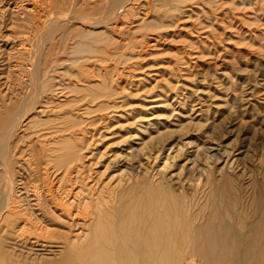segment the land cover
<instances>
[{"label":"rangeland","instance_id":"obj_1","mask_svg":"<svg viewBox=\"0 0 264 264\" xmlns=\"http://www.w3.org/2000/svg\"><path fill=\"white\" fill-rule=\"evenodd\" d=\"M34 1L0 0V136L32 93L28 77L34 71L30 58L34 48L39 44L40 55L45 54L40 62L59 57L48 71L54 87L44 89L32 106L35 110L38 104L44 106L45 113L35 117V110L29 112L27 118L35 122L12 153L23 212L17 224L3 230L0 226V264H107L90 256L98 253L94 243L111 238V227L128 220L129 214L132 224L145 211L142 218L151 221L152 213L157 214L156 201L174 212L170 210L176 219L172 222L177 229L181 226L188 240L199 241L202 225L218 227L219 218L227 219L226 229L218 235L227 242L219 250L225 256L223 264H254L244 263L245 250L234 246L236 239L248 237L240 227L256 218L249 205L264 189V0H134L137 9L124 19L125 25L101 45V40L91 41L93 51L81 55L77 64L69 59H74L72 48L83 38L72 25L80 31L89 26L72 19L76 13L68 8L69 0L57 5L36 0L35 7ZM40 15H50L49 21L59 18L69 27L64 37V33L56 37L57 44L56 39L43 38L49 21ZM46 39L54 45L48 41L45 47ZM66 86L73 90L63 91ZM47 95L53 99L50 104L43 103ZM77 153L82 157L78 162L71 158L65 163ZM50 156L63 160L50 165L48 181L45 166L40 171L37 166ZM73 167L80 174L75 171L66 178L65 171ZM99 198L111 203L100 221L95 219L98 208H91ZM137 204L142 206L136 209ZM185 204L190 207L186 214ZM166 208L159 213L168 220ZM28 216L34 226L20 230L17 225ZM180 247L159 252L179 255L180 264H205L194 258L196 246Z\"/></svg>","mask_w":264,"mask_h":264},{"label":"bare ground","instance_id":"obj_2","mask_svg":"<svg viewBox=\"0 0 264 264\" xmlns=\"http://www.w3.org/2000/svg\"><path fill=\"white\" fill-rule=\"evenodd\" d=\"M32 1V0H31ZM36 1V0H35ZM34 1V7L36 6L35 4L38 3V0L35 3ZM46 1V0H45ZM51 1V0H50ZM61 1L64 2V0H52L51 3H55V5H57V2ZM134 0H69L68 2V8L75 11L76 15L75 18L73 17L72 19H76L78 21L76 22H82L86 25L89 26L90 30H83L84 31H80L81 28H77L74 24V26L76 28L73 27V29H78L76 30V32L80 33V38H83L82 42H78L75 43V47L72 48V55H75L74 59H69L70 62H72V64H77L80 62L81 55L85 54L87 52H91L93 51L91 48L90 42L93 40H101V43L99 45L102 44V41L104 42L105 37L107 36V39H109V35L110 34H116L119 30V28H121L124 24V19L125 18H130L133 15V11L134 10V4H133ZM163 1V0H160ZM171 1V0H170ZM176 2L178 0H172V2ZM196 1V0H195ZM40 2V0H39ZM48 3H50L49 1H47ZM168 2V1H167ZM191 2V1H188ZM193 2V1H192ZM205 2V1H204ZM255 2V1H254ZM46 3V2H44ZM48 3H46L48 5ZM155 4V2H153ZM158 3V2H156ZM165 2H163L162 4L164 5ZM195 3V2H193ZM201 3V2H200ZM218 3V2H217ZM80 4H82L80 6ZM149 4V3H148ZM147 4V5H148ZM166 4V3H165ZM176 4V3H175ZM174 4V5H175ZM187 4V3H186ZM185 4V5H186ZM32 5V4H31ZM42 5V4H39ZM64 5V3H63ZM66 5V4H65ZM150 5V4H149ZM168 6H170L169 4H167ZM33 6V5H32ZM43 6V5H42ZM54 6V5H53ZM159 6V5H158ZM172 6V5H171ZM177 6V5H176ZM46 7V5H45ZM180 7V6H179ZM38 8V6H37ZM36 8V9H37ZM41 8V6H40ZM35 9V10H36ZM39 9V8H38ZM37 9V10H38ZM44 9V8H41ZM40 9V10H41ZM50 9V6L48 8V10ZM62 9V7H61ZM69 9H68V13H69ZM141 9V8H140ZM32 10V9H31ZM45 10V9H44ZM33 11V10H32ZM36 12V11H35ZM39 12V11H37ZM42 12V10H41ZM49 12V11H48ZM60 12V11H59ZM71 12V11H70ZM149 12V11H148ZM187 12V11H186ZM32 13V12H31ZM43 13V12H42ZM65 13V14H68ZM74 13V12H73ZM146 13V12H145ZM167 13V12H166ZM38 14V13H36ZM40 14V13H39ZM38 14V15H39ZM50 14V13H49ZM55 14V13H54ZM57 14V13H56ZM55 14V15H56ZM60 15L63 14L62 11L61 13H59ZM64 14V15H65ZM72 14V13H71ZM69 14V15H71ZM175 14V13H174ZM35 15V14H34ZM44 15V14H43ZM58 15V14H57ZM73 15V14H72ZM168 15V14H167ZM169 15H170V9H169ZM41 16V15H40ZM53 16V14L51 15V17ZM59 16V15H58ZM136 16V15H135ZM140 16V15H139ZM161 16V15H160ZM164 16V15H163ZM22 17V16H21ZM37 17V16H36ZM43 17V16H41ZM60 16V21L61 20ZM68 17V16H67ZM65 17V18H67ZM148 17V15H147ZM166 16H164L165 18ZM174 17V15H173ZM50 18V15H49ZM49 18H44L48 20ZM71 18V17H70ZM143 18V16H142ZM155 18V17H154ZM154 18H152L154 20ZM160 18V17H158ZM163 18V19H164ZM39 19V18H38ZM42 19V20H43ZM51 19V18H50ZM63 19V17H62ZM71 21H74L72 20ZM151 19V17L149 18V20ZM162 19V21H163ZM169 19V18H168ZM41 20V19H40ZM45 20V21H46ZM67 22H69V19ZM49 21V20H48ZM142 21V20H141ZM145 21V20H144ZM156 21V20H155ZM170 21V20H169ZM38 22V20H37ZM42 22V21H41ZM63 22V21H62ZM66 22V23H67ZM75 22V21H74ZM140 22V20H139ZM147 22V21H146ZM44 23V21H43ZM64 23V22H63ZM73 23V22H72ZM71 23V24H72ZM78 24V23H77ZM80 24V23H79ZM160 24V23H159ZM165 24V23H164ZM44 32L43 33V38L47 37L50 41L51 39H53V41L56 39V37H58L59 34H63L62 36L64 37L65 33L68 32L67 29H69V27H67L65 24H62L61 22H59V18H53V20L47 22L46 24H44ZM83 25V24H81ZM145 25V24H144ZM143 25V27H144ZM167 25V23H166ZM30 26V25H29ZM41 26V23H40ZM43 26V25H42ZM41 26V27H42ZM84 26V25H83ZM82 26V27H83ZM140 26V25H139ZM85 27V26H84ZM125 27V26H124ZM142 27V28H143ZM141 28V26H140ZM80 29V30H79ZM160 29V28H159ZM74 30V31H75ZM71 31V30H70ZM73 31V32H74ZM40 32V33H41ZM75 33V32H74ZM69 34V33H68ZM67 34V36H68ZM72 35V34H71ZM77 35V34H76ZM118 35V34H117ZM42 36V35H41ZM40 36V38H42ZM61 36V35H59ZM79 36V35H78ZM111 36V35H110ZM38 37V36H37ZM39 38V37H38ZM42 38V40H44ZM73 38L77 39L76 37L73 36ZM79 38V39H80ZM58 39V38H57ZM56 41V44L58 43ZM38 40V39H36ZM35 40V41H36ZM41 39H39L38 41H42ZM47 40V39H46ZM47 40V44L48 41ZM71 40V39H70ZM78 40V39H77ZM76 40V41H77ZM49 41V43H50ZM60 41V40H59ZM69 41V40H68ZM105 42L106 39H105ZM122 42V41H121ZM44 43V41H43ZM46 43V42H45ZM53 42H51L50 44L52 45ZM60 43V42H59ZM38 44V43H37ZM36 44V45H37ZM49 46V44L47 45ZM93 44V43H92ZM33 45V44H32ZM54 45V43H53ZM52 45V46H53ZM59 45V44H58ZM57 45V46H58ZM74 45V43H73ZM72 45V46H73ZM39 46V44H38ZM37 46V47H38ZM56 46V47H57ZM90 46V47H89ZM96 46V45H94ZM93 46V47H94ZM98 46V44H97ZM96 46V47H97ZM36 49L34 52L32 51L33 55L31 58V61L33 63L34 66V71L33 69L31 70V78H29V80L31 79V85H32V93L30 95H27L28 98L25 100L22 110L20 112L17 113L14 116H12V119L9 120L8 127H6V131L4 132L3 135L0 136V226H2V230L3 229H7L10 226V223H14L17 224L18 221H15L18 219V217L22 214V210H21V201H19V197L17 196V187H15V180L13 177V168L14 165L16 164V161H14V158L12 157V153H14L16 150H18L19 148V143L23 140V136L22 133L26 130V128H29L31 125L34 124V119L32 117L33 120L28 119V114L29 112L33 109V104L35 105L36 102L39 101L41 94L43 93L44 89H49L53 88L54 85L50 82V80L48 79V71L51 69V66L54 64V62L56 60H58L59 57H57L55 60H53V62L51 63L49 60H45L43 62H40V57L42 55H40L39 53V49ZM44 47V46H43ZM51 47V46H50ZM67 48V47H66ZM42 49V47H41ZM54 49V48H52ZM56 49V48H55ZM50 50V48L48 49ZM59 50V49H58ZM100 50V49H99ZM111 50V49H110ZM24 51V49H23ZM46 51V50H44ZM63 51V50H62ZM66 51V50H65ZM29 52V51H28ZM47 52V51H46ZM52 51H49L50 55L55 54L50 53ZM98 52V51H97ZM45 53V52H44ZM58 53V52H57ZM56 53V54H57ZM55 54V55H56ZM70 54V53H69ZM45 55V54H44ZM43 55V56H44ZM48 55V54H47ZM54 55V56H55ZM84 55V56H85ZM42 56V57H43ZM48 57V56H46ZM45 57V58H46ZM51 57V56H50ZM53 57V56H52ZM51 57V58H52ZM71 57V56H70ZM92 57V56H91ZM28 58V59H30ZM50 58V59H51ZM54 58V57H53ZM89 58V57H87ZM43 59V58H42ZM93 59V57H92ZM89 59V60H92ZM82 61V60H81ZM29 64H32L29 60L28 62ZM56 64V63H55ZM71 64V63H70ZM29 66V65H28ZM71 66V65H70ZM75 66V65H74ZM72 65L71 68L74 67ZM31 67V66H30ZM79 66H77L78 68ZM81 67V66H80ZM84 67V65H83ZM53 68V67H52ZM56 69V68H55ZM74 69V68H73ZM54 70V68H53ZM51 70V72L53 71ZM58 70V69H57ZM115 70V69H114ZM55 71V70H54ZM50 72V73H51ZM57 72V71H55ZM29 73V72H28ZM104 73V72H103ZM27 74V73H26ZM27 76V75H26ZM29 76V75H28ZM23 77V76H22ZM60 78V77H59ZM27 79V78H26ZM57 79V78H56ZM54 79V80H56ZM23 80V79H22ZM59 81V80H57ZM66 82V81H65ZM30 82H28L29 84ZM57 83V82H56ZM63 83V82H62ZM23 84V81H22ZM60 86H64L63 84H57ZM59 86V87H60ZM68 86V85H67ZM64 89L63 91H67L70 90L72 91L73 88L71 89ZM70 87H73L71 85H69ZM78 86V85H77ZM58 87V86H57ZM68 87V88H70ZM105 87V86H104ZM14 88V87H13ZM25 88V87H24ZM62 88V87H61ZM79 88V87H78ZM28 89V88H27ZM77 89V88H75ZM12 90V89H11ZM29 90V89H28ZM25 91V90H24ZM55 91V90H54ZM75 91V90H74ZM59 92V91H58ZM28 93V91H27ZM94 93V92H93ZM8 94V93H7ZM29 94V93H28ZM26 95V94H25ZM98 96H100L99 94H97ZM96 95V96H97ZM49 95H47L48 97ZM95 96V97H96ZM57 97V96H56ZM55 97V98H56ZM94 97V96H93ZM24 98V97H23ZM26 98V96H25ZM24 98V99H25ZM61 98V97H60ZM57 99V98H56ZM14 100V98H13ZM51 98L48 97L46 98V101L43 102L44 104H50ZM53 100V99H52ZM51 100V101H52ZM18 101V99H17ZM23 102V100H22ZM21 102V103H22ZM54 102V101H53ZM57 102V101H55ZM40 103V102H39ZM60 103V102H58ZM20 104V103H19ZM61 104V103H60ZM39 107V108H38ZM7 108V107H6ZM36 108V107H35ZM10 109V108H9ZM12 109V108H11ZM44 106H40L39 104L37 105V109H33L35 110V117H40V115H42L43 113H45L44 111ZM93 109V108H92ZM18 110V109H17ZM19 111V110H18ZM48 111V110H47ZM6 112V111H5ZM83 112V111H82ZM2 114V113H1ZM7 114V113H6ZM10 114V113H9ZM33 114V115H35ZM12 115V114H10ZM31 115V114H30ZM29 115V116H30ZM69 115V114H68ZM81 118V117H80ZM7 120V117L5 118ZM76 119V118H75ZM70 127V126H69ZM67 128H64V130ZM63 130V129H62ZM82 132V131H81ZM24 134V133H23ZM91 139V138H90ZM43 143V142H42ZM70 145V142H66V145ZM79 148V147H78ZM67 149V148H66ZM210 150V149H209ZM42 151V150H41ZM197 153V152H196ZM211 153V152H210ZM40 155V154H39ZM45 155V154H43ZM217 155V154H216ZM225 155V154H223ZM228 156V155H227ZM216 157V156H215ZM229 157V156H228ZM32 158V157H31ZM71 158H75V161L78 162V160H80L82 157L77 153L76 155H73L72 157H66V162L67 163L69 159ZM195 159V158H193ZM209 159V158H208ZM55 158L54 157H48L47 161L42 160V162L40 163V165L37 166V168L39 169V171L41 170V166L43 164V171H44V176L45 179L48 178L49 173L51 174V168L50 165L51 164H55ZM59 160H63V157H60L56 160V166L58 165L57 162ZM230 160V159H229ZM233 160V159H232ZM231 161V160H230ZM21 162V161H20ZM30 163V162H29ZM28 163V164H29ZM76 164V163H75ZM224 164V163H223ZM231 164V163H230ZM229 164V165H230ZM233 164V162H232ZM30 165V164H29ZM73 165V163L71 164ZM228 165V164H227ZM234 165V164H233ZM23 166V165H22ZM221 166V165H220ZM224 166V165H223ZM232 166V165H231ZM31 167V165H30ZM77 167V166H75ZM27 168V167H26ZM79 168V167H78ZM223 168V167H222ZM232 168V167H231ZM230 168V169H231ZM221 169V168H220ZM226 169V168H225ZM29 170V169H28ZM80 170V169H79ZM16 171V170H15ZM27 171V170H26ZM76 170L73 168H68L65 171V177L69 178L70 176H72ZM31 172V171H30ZM222 172V171H221ZM225 172V171H224ZM28 173V172H27ZM32 173V172H31ZM78 173V172H77ZM80 174V173H78ZM125 174V173H124ZM24 175V174H23ZM29 175V174H28ZM33 175V173H32ZM221 175V174H220ZM74 176V175H73ZM77 176V175H76ZM222 176V175H221ZM224 176V174H223ZM29 177V176H27ZM81 177V176H80ZM161 177V175H160ZM21 178V177H20ZM22 178H25L22 176ZM50 178V176H49ZM162 178V177H161ZM236 178V177H235ZM64 178L61 179V181H63ZM70 179V178H69ZM68 179V180H69ZM75 180L74 178H71V180ZM79 179V178H78ZM82 179V178H81ZM27 180V178L25 179ZM25 180H23L24 182H26ZM48 180V179H47ZM57 180V179H56ZM67 179H65L66 181ZM165 180V179H164ZM22 181V180H21ZM49 181V180H48ZM70 181V180H69ZM67 181V182H69ZM103 181V180H102ZM154 181V180H152ZM23 182V183H24ZM33 182V181H32ZM64 182V181H63ZM62 182V183H63ZM75 182V181H74ZM82 182V181H81ZM149 182V181H148ZM49 183V182H48ZM61 183V182H60ZM77 183V182H76ZM80 183V182H79ZM159 183V182H157ZM212 183V182H211ZM239 183V182H238ZM257 183V182H256ZM67 184V183H66ZM258 184V183H257ZM144 185V184H143ZM23 186V184H22ZM40 186V185H39ZM50 186V185H49ZM53 186V185H51ZM67 186V185H66ZM146 187V184L144 185ZM240 186V185H238ZM260 187V186H259ZM138 188V187H137ZM215 188V187H214ZM240 188V187H239ZM49 189V188H48ZM144 191V188H142ZM159 189L160 190H166L165 188H163L162 186L159 185ZM218 189V187H217ZM262 189V188H261ZM51 190V189H50ZM55 190V189H54ZM59 189H57L58 191ZM63 191V189H61ZM65 190V189H64ZM70 190V189H69ZM68 189L66 191H69ZM155 190V189H154ZM208 190V188H207ZM23 191V190H22ZM55 191V193L57 192ZM65 192L67 197V193ZM170 191H172L170 189ZM240 191V190H239ZM28 192V191H27ZM30 192V191H29ZM42 192V191H41ZM59 192V191H58ZM138 192V191H137ZM173 192V191H172ZM171 192V193H172ZM238 192V191H237ZM241 192V191H240ZM46 193V191H45ZM61 193V192H60ZM73 193V191H72ZM35 194V193H34ZM49 194V192L47 193V195ZM69 194V192H68ZM71 194V193H70ZM135 194V193H134ZM142 194V193H141ZM155 194V193H154ZM209 194V193H208ZM242 194V193H241ZM243 194H245V192H243ZM242 194V195H243ZM151 195H153L151 193ZM206 195V194H205ZM218 195V193H217ZM230 195V194H229ZM233 195V194H232ZM241 195V197H243ZM246 195V194H245ZM57 196V195H56ZM138 196V194H137ZM149 196V194L147 195ZM156 196V195H155ZM219 196V195H218ZM237 196V195H236ZM46 197V196H45ZM58 197V196H57ZM64 197V198H65ZM73 197V195H72ZM134 197V195L132 196ZM145 197V195L143 196ZM151 197V196H149ZM148 197V198H149ZM154 197V196H152ZM168 197V196H167ZM44 198V197H43ZM49 198V196H48ZM69 198V195H68ZM68 198H65L68 200ZM75 198V197H74ZM156 198V197H155ZM42 199V198H41ZM58 199V198H57ZM63 198H60V201ZM140 199V197H139ZM143 199V198H142ZM167 199V198H166ZM197 199V197H196ZM243 198H241L242 201ZM49 200V199H48ZM50 200L52 202V196H50ZM64 200V199H63ZM146 200V199H145ZM210 200V199H209ZM240 200V198H239ZM245 200V199H244ZM243 200V201H244ZM38 201V200H37ZM55 201V200H54ZM66 201V200H65ZM139 201V200H138ZM147 202L149 201L148 199L146 200ZM152 201V200H151ZM155 201V200H154ZM219 201V199H218ZM217 201V202H218ZM24 203V201H22ZM47 202V201H46ZM59 201H57L56 203L58 204ZM62 202V201H61ZM67 202V201H66ZM126 202V201H125ZM130 202V201H128ZM142 204L144 203L143 200L141 201ZM22 205H25L23 204ZM29 202H27L28 204ZM48 203V202H47ZM73 203V202H72ZM123 203V202H122ZM136 203V202H135ZM150 203V202H148ZM208 203V202H207ZM224 203V202H223ZM35 204V203H34ZM42 204V203H40ZM46 204V203H45ZM67 204V203H65ZM110 201L105 199L102 201L101 198L98 199V201L95 203V206H92L91 208H98V213L95 215L96 218L99 221L105 219V215L104 212H107V206L110 205ZM138 204H140V202H138ZM137 204V205H138ZM142 204L140 206H142ZM154 207L157 211V214H155L153 216L154 213L150 212L151 210H149L147 213H152V216H150V219L152 218V220H146L145 218L143 219V215L146 213V211L144 213H142V215L140 217H138L136 219V221H134V225L132 224V221H130V214L127 215L128 216V220L125 221H120L117 225H114L111 227V238H106L105 240L103 239L101 242L100 241H96L94 243V247L97 248L96 250L98 251V253L94 252L93 254H91L90 256L94 259V260H99V261H103L106 260L108 263L107 264H180V260L181 257L177 254H164L161 253L159 251H163L165 249H169L171 250L174 247H178L181 246L180 248L183 247H187L189 245L191 246H196L197 250L194 254V258L197 259H201L203 262H205V264H223L225 262V256L219 252L220 249L224 248L227 246V242L226 239H220V237L218 236L223 230L226 229V224H227V219H218V217L216 219H218V227L212 226V223H206L204 225H202L201 227L198 228V233L200 235L199 241L196 242L194 240H188L186 238L185 233H183V229H181V226L179 229H177V224L176 222H172V220H176V219H172L171 212L169 209V207L166 208V204H163L162 202L159 203V201H156ZM170 204V203H169ZM218 203H216L217 205ZM32 204H30L31 206ZM51 205V204H50ZM60 205V204H59ZM92 205V204H91ZM126 205V204H125ZM144 205V204H143ZM153 205V202H152ZM209 205V204H208ZM27 206V205H26ZM34 206V205H33ZM32 206V207H33ZM67 206V205H66ZM71 206V204H70ZM69 206V207H70ZM124 206V205H123ZM135 206L136 209H138L140 207ZM150 206V204H149ZM148 206V208H150ZM172 206V205H171ZM194 206V204H193ZM192 206V207H193ZM207 206V205H206ZM36 207V205H35ZM43 207V205L41 206ZM58 207V206H57ZM134 207V206H133ZM209 207V206H208ZM211 207V206H210ZM214 207V206H213ZM37 208V207H36ZM40 208V207H39ZM44 208V207H43ZM51 208V207H49ZM55 208V207H54ZM79 208V207H78ZM145 207H141V209H144ZM165 208L166 210V216L167 218H169L168 220H165L164 218L162 219L161 217V213H159V210ZM249 208L251 209L252 213L256 216V218L253 220L252 223H248V224H243L241 225L240 229H243L245 231V235L248 236L245 239H236L235 240V246L234 248L236 250L239 249H244L245 253L242 256V261L245 262H250L252 261L254 264H264V189L260 190L257 193V197L256 199L249 205ZM24 209V207H23ZM153 209V208H152ZM197 209V208H196ZM58 210V209H57ZM130 210V209H129ZM128 210V212H129ZM147 210V209H146ZM190 210L189 204H185L184 206V212L183 213H188V211ZM207 210V209H206ZM219 210V209H218ZM76 211V210H75ZM81 211V210H80ZM132 211V210H131ZM135 211V209H134ZM162 211V210H161ZM172 211V210H171ZM28 212V211H27ZM32 212V211H31ZM39 212V211H38ZM37 212V213H38ZM42 212V211H41ZM54 212V211H53ZM60 212V211H58ZM70 212V211H69ZM140 212V211H139ZM173 212V211H172ZM221 212V211H219ZM43 213H44V209H43ZM55 213V212H54ZM64 213V212H63ZM174 213V212H173ZM179 211L176 210L175 211V216L178 217L179 216ZM39 214V213H38ZM47 215V213H44V215ZM113 214V213H112ZM128 214V213H127ZM211 215V213H209ZM42 215V214H41ZM40 215V216H41ZM45 215V217H47ZM58 215V214H56ZM73 215V214H72ZM80 215V214H79ZM86 215V214H85ZM108 215V214H106ZM111 215V213H110ZM220 215V213H219ZM30 216V215H29ZM29 216L27 218L26 222H22L21 225H17L20 226V230L21 229H26L28 226L30 228V226H34V224H32V221L28 220ZM37 216V215H36ZM60 217V215H58ZM71 216V214H70ZM105 216V217H104ZM126 216V217H127ZM146 216V215H145ZM169 216V217H168ZM32 217V216H31ZM39 217V216H38ZM43 217V216H42ZM44 217V218H45ZM76 217V216H75ZM81 217V215H80ZM87 218V216H84ZM211 217V216H210ZM225 217V216H224ZM72 218V217H71ZM147 218V216H146ZM78 219V218H77ZM118 219V217H117ZM133 219V218H132ZM213 220V219H212ZM45 221V220H44ZM236 221V220H235ZM37 222V221H36ZM70 223V222H69ZM72 223V222H71ZM70 223V224H71ZM136 223V226H135ZM14 224V225H15ZM19 224V223H18ZM37 224V223H36ZM101 224V222H99V225ZM39 225V224H38ZM42 225V224H41ZM99 225L97 226V228H99ZM102 225V224H101ZM104 225V224H103ZM133 225V226H132ZM37 226V225H36ZM76 226V225H75ZM230 226V225H229ZM19 228V227H18ZM40 228V227H39ZM38 228V229H39ZM17 229V228H16ZM32 229V227H31ZM36 229V228H35ZM230 229V228H229ZM19 230V229H18ZM27 230V229H26ZM43 230V229H42ZM99 230V229H98ZM35 231V230H34ZM196 231V230H195ZM25 231L21 232L24 233ZM28 232V231H27ZM26 232V234H27ZM36 232V231H35ZM45 232V231H44ZM37 233V232H36ZM78 233V232H77ZM33 234V233H32ZM48 234V233H47ZM235 235H240L239 232L234 233ZM25 235V234H24ZM38 235V233H37ZM22 237V236H21ZM24 237V236H23ZM22 237V238H23ZM236 237V236H235ZM18 238V237H17ZM244 238V237H243ZM27 239V238H26ZM29 240V239H28ZM72 240V239H70ZM25 241V240H24ZM229 241V240H228ZM35 244V243H34ZM196 244V245H195ZM34 246V245H33ZM39 247V246H38ZM103 248H112L113 250H106L103 251ZM229 248V247H228ZM80 255V254H79ZM194 263V262H193ZM196 263V262H195ZM11 264V263H10Z\"/></svg>","mask_w":264,"mask_h":264}]
</instances>
